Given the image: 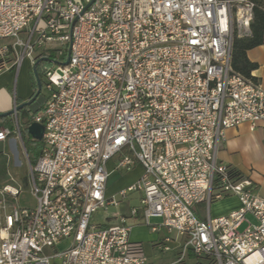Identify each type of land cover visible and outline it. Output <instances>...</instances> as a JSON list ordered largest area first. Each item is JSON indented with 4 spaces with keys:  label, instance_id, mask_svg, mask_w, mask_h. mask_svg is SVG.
I'll return each instance as SVG.
<instances>
[{
    "label": "built area",
    "instance_id": "obj_1",
    "mask_svg": "<svg viewBox=\"0 0 264 264\" xmlns=\"http://www.w3.org/2000/svg\"><path fill=\"white\" fill-rule=\"evenodd\" d=\"M90 1L0 0V70L70 46L67 66L43 70L34 165L17 111L12 127L0 129V144L19 142L28 163L19 184L0 152V264H152L130 238L137 224L167 231L155 247L168 252L174 241L172 264L188 255L264 264V199L216 158L227 129L264 130V90L230 63L234 37L250 35L253 1L94 0L85 9ZM111 161L142 171L108 197ZM26 191L33 206L20 205ZM132 193L137 204L114 224L92 222ZM226 196L239 209L211 218L210 205ZM201 204L205 219L195 212ZM64 239L71 244L58 251Z\"/></svg>",
    "mask_w": 264,
    "mask_h": 264
},
{
    "label": "crops",
    "instance_id": "obj_2",
    "mask_svg": "<svg viewBox=\"0 0 264 264\" xmlns=\"http://www.w3.org/2000/svg\"><path fill=\"white\" fill-rule=\"evenodd\" d=\"M247 58L250 62L257 64V68L251 72V76L264 90V45L248 50ZM36 61L37 59L35 61L24 59L18 69L10 68L0 70V114L12 110L14 104L18 106L31 99L34 93L32 85L34 77L33 66ZM28 77H30L32 89H30ZM45 99L46 97L44 98L43 104L35 109H32L31 105H29L24 107L26 110H23V108L17 112L20 127L22 126L24 130L26 129L25 133L30 139L32 138L27 132V127L29 125L26 126V122L28 119H32V117L41 110L45 103ZM13 123V115L1 118L0 129L4 127L11 128ZM7 147L11 151L16 152L14 141L8 140L0 144V152L5 151ZM216 158L218 163L231 170H235L242 178L249 179L253 183V194L264 199V130L262 128L258 127L251 129L248 123H243L238 127L227 129L216 152ZM1 165L5 167V160L3 158L0 159V166ZM141 171L139 166L134 168V182L140 176ZM239 207L240 202L236 196H226L210 205L209 216L211 218L226 216L239 209ZM123 209L124 208H122V210ZM195 212L200 219H205L207 216L205 207L202 204L195 207ZM121 214L126 215L127 211L125 213L121 212ZM141 226V224H137L133 227L130 234L132 241L142 243L143 239L146 237L142 235L146 234L145 232L149 231V229H145ZM160 240L162 239L156 238L155 241H153V246Z\"/></svg>",
    "mask_w": 264,
    "mask_h": 264
},
{
    "label": "rangeland",
    "instance_id": "obj_3",
    "mask_svg": "<svg viewBox=\"0 0 264 264\" xmlns=\"http://www.w3.org/2000/svg\"><path fill=\"white\" fill-rule=\"evenodd\" d=\"M75 1H88V0H75ZM28 78L30 82V89H32L30 77ZM43 82H44V78L42 77V83ZM46 96L47 93L45 92L42 86L41 92L38 98L31 104V108L35 109L39 105L43 104L44 98ZM21 129H22V137L24 143L26 144L28 149H30L29 137L26 135L24 127L21 126ZM15 150L16 152H13L8 147L5 149V151L8 152V156H9L7 170L9 171L10 175L14 178V180L17 183L22 184V181L25 178L28 171V163L26 158L22 154V149L19 142L15 143ZM29 157L31 160L33 159L31 151H29ZM108 168L109 170H112L107 184L108 197L118 193L121 189H124L127 186L134 183L133 171L125 172V171L115 170L112 161L109 162ZM19 201L21 206H33V201L29 198L27 191L20 197ZM136 204H137V194L135 193L129 194L128 198L125 201H123V203L121 204L122 207L119 208L109 207L106 211L98 210L95 214H93L92 222L97 225H102L105 222L114 224L117 221L114 218L115 216L121 215V212L125 213L130 207H133ZM122 208L124 209L122 210ZM150 223L159 224V220L151 219ZM141 227L145 229H149L144 225H142ZM243 228L244 226L240 228V231ZM149 231L145 232L146 234L142 235V236H146L142 241V246H143V252L148 257V260L152 264H172L177 258V251H175L177 244L174 241L168 243V246L170 248V251L168 252H163L161 250H158L155 246H153L154 245L153 241H155L156 238L163 239L164 237L169 235L165 229H160V231L155 234ZM70 244H71L70 239L60 240L55 246V248L58 251H62L67 249L70 246ZM179 264H215V263L211 261V259H208L206 257L196 258L195 256L188 255L184 259L183 263H179Z\"/></svg>",
    "mask_w": 264,
    "mask_h": 264
},
{
    "label": "trees",
    "instance_id": "obj_4",
    "mask_svg": "<svg viewBox=\"0 0 264 264\" xmlns=\"http://www.w3.org/2000/svg\"><path fill=\"white\" fill-rule=\"evenodd\" d=\"M254 3L253 9V20L250 24V35L246 37H237L235 36L232 42V50H231V67L234 72L255 81V79L251 76V72L257 68L256 63H252L247 58V51L264 45V0H252ZM46 58L57 62H64L67 57V52L57 55L53 51H49L44 55ZM51 63L43 59L37 66L36 71L39 76V79L42 84L43 77V67L50 66ZM256 82V81H255ZM33 90L35 94L36 92V83L33 77ZM23 110H26L25 108ZM26 112V111H25ZM28 112V111H27ZM32 123V119H28L26 122V126ZM26 131V129H25ZM30 149L25 144L26 151L29 155V151L32 152L33 159L30 160V164L34 165L42 147V143L40 141H35L29 138ZM5 171L4 165L0 166V177L3 176ZM229 174L232 177L237 179H241V175L235 170L229 169Z\"/></svg>",
    "mask_w": 264,
    "mask_h": 264
},
{
    "label": "water",
    "instance_id": "obj_5",
    "mask_svg": "<svg viewBox=\"0 0 264 264\" xmlns=\"http://www.w3.org/2000/svg\"><path fill=\"white\" fill-rule=\"evenodd\" d=\"M93 1L94 0H91L89 3H87L86 6H85V9L88 8L93 3ZM69 56H70V46L67 49V57H66V60L64 62H57V61H53V60H50V59H45V60L50 62V63L58 64L60 66L65 67L69 63ZM41 61H42V59H38L34 63V66H33V75H34L35 82H36V92H35V94L27 102L18 105L15 110L12 109V110L8 111L7 113L0 114V119L4 118V117H7V116H11V115H13V113L15 111L18 112V111L22 110L24 107L31 105L35 101V99L39 96V94L41 92V89H42V84H41V81H40L39 76L37 74L36 68H37L38 64ZM27 132H28V134L31 136V138L33 140H35V141H41L42 140L43 127L41 125L36 124V123H31L27 127Z\"/></svg>",
    "mask_w": 264,
    "mask_h": 264
}]
</instances>
